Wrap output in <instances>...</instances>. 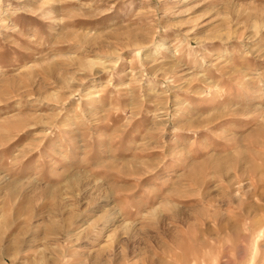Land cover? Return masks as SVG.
<instances>
[{
  "label": "rangeland",
  "instance_id": "1",
  "mask_svg": "<svg viewBox=\"0 0 264 264\" xmlns=\"http://www.w3.org/2000/svg\"><path fill=\"white\" fill-rule=\"evenodd\" d=\"M0 264H264V0H0Z\"/></svg>",
  "mask_w": 264,
  "mask_h": 264
}]
</instances>
